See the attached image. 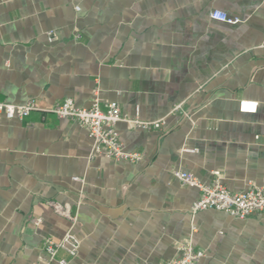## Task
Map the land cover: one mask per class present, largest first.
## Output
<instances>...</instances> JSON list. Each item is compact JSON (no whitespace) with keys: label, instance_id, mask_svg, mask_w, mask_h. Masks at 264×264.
I'll return each instance as SVG.
<instances>
[{"label":"crops","instance_id":"crops-1","mask_svg":"<svg viewBox=\"0 0 264 264\" xmlns=\"http://www.w3.org/2000/svg\"><path fill=\"white\" fill-rule=\"evenodd\" d=\"M66 98L165 125L115 126L141 154L130 164L95 152L71 120L0 117V264H48L44 240L69 227L51 203L76 216L78 252L57 257L67 264H167L189 239L198 264H264V213L192 216L200 194L172 176L209 183L219 171L233 193L264 183V0H0V102L48 109ZM243 100L254 114L239 112ZM177 104L186 116L169 115Z\"/></svg>","mask_w":264,"mask_h":264},{"label":"built area","instance_id":"built-area-1","mask_svg":"<svg viewBox=\"0 0 264 264\" xmlns=\"http://www.w3.org/2000/svg\"><path fill=\"white\" fill-rule=\"evenodd\" d=\"M78 12L79 8H75ZM213 20L236 24L238 20L230 19L227 14L220 11H213L210 14ZM77 37V36H76ZM47 41L52 43L56 40L55 33L49 31L46 34ZM257 110V103L251 101H240L239 112L245 114H254ZM33 112L50 113L59 119H68L78 123L88 133L93 144L95 152H101L113 162H125L134 164L141 160V154L127 152L115 131V126L123 122L129 128L142 131H157L165 125L166 118L163 117L156 121H143L136 115L130 118L121 112L120 106L116 102L101 104L94 100L88 108H79L75 106L70 98L53 105L48 109H40L35 100H29L23 105H12L0 102V117L8 120L22 121ZM180 114L186 116L182 109V104L175 105L169 115ZM185 151H187L185 149ZM175 178L182 186L195 188L200 196L190 207V213L194 216L196 213L205 210H214L223 212L235 219L244 220L253 214L264 213V183L261 185L250 184L245 191L233 193L227 190L221 183L220 172L213 173V179L209 183H203L192 173L175 170L172 172ZM74 180H78L74 178ZM55 214L65 218L69 227L63 237L54 242L47 238L44 240L43 251L48 264H67L66 258L57 259L60 253L68 258H74L79 249V241L73 233L76 223V216L71 213L69 206L51 203ZM40 218L31 220L33 226H39ZM194 231V226H192ZM202 250L195 248L192 241L186 240L177 246V257L167 264H198L203 258Z\"/></svg>","mask_w":264,"mask_h":264}]
</instances>
